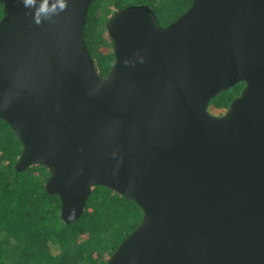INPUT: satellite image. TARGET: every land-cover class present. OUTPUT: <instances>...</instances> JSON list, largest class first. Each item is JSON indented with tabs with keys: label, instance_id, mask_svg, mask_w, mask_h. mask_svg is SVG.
Returning <instances> with one entry per match:
<instances>
[{
	"label": "water",
	"instance_id": "95a60500",
	"mask_svg": "<svg viewBox=\"0 0 264 264\" xmlns=\"http://www.w3.org/2000/svg\"><path fill=\"white\" fill-rule=\"evenodd\" d=\"M94 1L38 23L43 0H2L0 120L22 144L16 169L49 171L66 224L98 186L136 203L141 222L105 264H264V0H192L166 27L147 5L118 10L105 75L84 39Z\"/></svg>",
	"mask_w": 264,
	"mask_h": 264
},
{
	"label": "trees",
	"instance_id": "16d2710c",
	"mask_svg": "<svg viewBox=\"0 0 264 264\" xmlns=\"http://www.w3.org/2000/svg\"><path fill=\"white\" fill-rule=\"evenodd\" d=\"M192 0H95L87 14L86 46L105 75L114 49L107 33L109 16L133 5H147L160 25L175 22ZM6 15L0 0V20ZM243 83L210 103V112L226 110ZM22 144L12 128L0 120V264H105L120 243L138 226L142 210L133 201L98 186L87 200L82 216L66 224L61 200L46 190L49 171L32 166L16 169Z\"/></svg>",
	"mask_w": 264,
	"mask_h": 264
},
{
	"label": "clouds",
	"instance_id": "9594fccd",
	"mask_svg": "<svg viewBox=\"0 0 264 264\" xmlns=\"http://www.w3.org/2000/svg\"><path fill=\"white\" fill-rule=\"evenodd\" d=\"M35 3V0H24V4L26 7H29ZM57 4L61 10H63L66 6V0H57V3L52 4L51 8H49V0H43V3L40 5L37 10V22H40V16L47 15L50 11H55Z\"/></svg>",
	"mask_w": 264,
	"mask_h": 264
},
{
	"label": "flooded vegetation",
	"instance_id": "af4514ba",
	"mask_svg": "<svg viewBox=\"0 0 264 264\" xmlns=\"http://www.w3.org/2000/svg\"><path fill=\"white\" fill-rule=\"evenodd\" d=\"M244 86V85H243ZM243 88V87H242ZM237 97V96H236ZM235 98V97H234ZM210 108V107H209ZM228 109V108H227ZM227 109L226 110H224V111H220V112H218L217 113V111L215 110L214 112H210L212 115H214V116H221V115H223V114H225V112L227 111Z\"/></svg>",
	"mask_w": 264,
	"mask_h": 264
},
{
	"label": "rangeland",
	"instance_id": "374dc122",
	"mask_svg": "<svg viewBox=\"0 0 264 264\" xmlns=\"http://www.w3.org/2000/svg\"><path fill=\"white\" fill-rule=\"evenodd\" d=\"M211 109V108H210Z\"/></svg>",
	"mask_w": 264,
	"mask_h": 264
}]
</instances>
